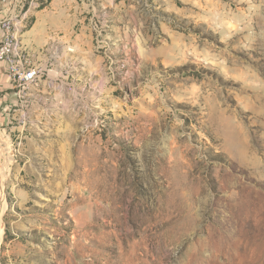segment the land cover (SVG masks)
<instances>
[{
  "label": "rangeland",
  "instance_id": "374dc122",
  "mask_svg": "<svg viewBox=\"0 0 264 264\" xmlns=\"http://www.w3.org/2000/svg\"><path fill=\"white\" fill-rule=\"evenodd\" d=\"M5 21L39 76L23 99L0 64V264H264V0Z\"/></svg>",
  "mask_w": 264,
  "mask_h": 264
},
{
  "label": "built area",
  "instance_id": "2783aa9c",
  "mask_svg": "<svg viewBox=\"0 0 264 264\" xmlns=\"http://www.w3.org/2000/svg\"><path fill=\"white\" fill-rule=\"evenodd\" d=\"M1 28L3 37L0 41V64L5 67L16 94L24 99L37 82L39 71L27 66L22 46L16 45L13 22L5 21Z\"/></svg>",
  "mask_w": 264,
  "mask_h": 264
},
{
  "label": "bare ground",
  "instance_id": "6f19581e",
  "mask_svg": "<svg viewBox=\"0 0 264 264\" xmlns=\"http://www.w3.org/2000/svg\"><path fill=\"white\" fill-rule=\"evenodd\" d=\"M16 45H19V40H18L17 36H16ZM3 189H4V187L2 188V192L4 191ZM2 200H3V197H2ZM4 211H5V205L1 206V213H0V244H1V238H2V225H3L1 216H2Z\"/></svg>",
  "mask_w": 264,
  "mask_h": 264
}]
</instances>
